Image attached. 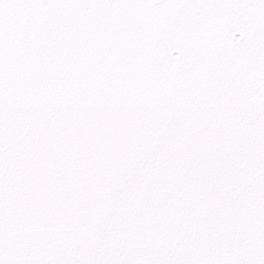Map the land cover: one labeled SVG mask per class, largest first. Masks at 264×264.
I'll list each match as a JSON object with an SVG mask.
<instances>
[{
    "label": "snow or ice",
    "instance_id": "1",
    "mask_svg": "<svg viewBox=\"0 0 264 264\" xmlns=\"http://www.w3.org/2000/svg\"><path fill=\"white\" fill-rule=\"evenodd\" d=\"M0 264H264V0H0Z\"/></svg>",
    "mask_w": 264,
    "mask_h": 264
}]
</instances>
